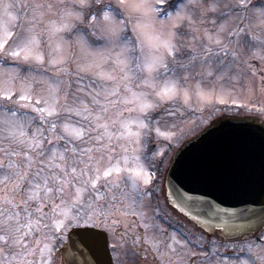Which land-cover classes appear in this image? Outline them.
<instances>
[{
    "label": "snow or ice",
    "instance_id": "1",
    "mask_svg": "<svg viewBox=\"0 0 264 264\" xmlns=\"http://www.w3.org/2000/svg\"><path fill=\"white\" fill-rule=\"evenodd\" d=\"M257 120L264 0H0V264H264Z\"/></svg>",
    "mask_w": 264,
    "mask_h": 264
},
{
    "label": "water",
    "instance_id": "2",
    "mask_svg": "<svg viewBox=\"0 0 264 264\" xmlns=\"http://www.w3.org/2000/svg\"><path fill=\"white\" fill-rule=\"evenodd\" d=\"M248 123L249 121L246 118H240L239 120L232 121V119L229 117V123ZM259 127H260V122L256 121L255 127L251 130H231L228 129V125L225 124L222 126V130H226L229 135L233 136H240L246 139L252 146L253 150V155H252V164L254 165L255 168V178L258 180L259 178V164H260V154H261V146L262 142H264V139H262L261 133L259 132ZM220 133H213L211 134L213 137L219 135ZM201 150V146H193V148L185 154L183 159H187L188 157H191L192 155L198 153ZM179 175V172L177 173ZM183 179V177H181ZM185 188V191H191L194 187H201L199 185H193L191 183L185 182L182 185ZM193 194H199L202 195L203 193H193ZM175 209V208H174ZM177 212H179L178 209H175ZM180 213V212H179ZM181 215L184 216L183 213H180ZM185 217V216H184ZM187 218V217H186ZM188 219V218H187Z\"/></svg>",
    "mask_w": 264,
    "mask_h": 264
},
{
    "label": "flooded vegetation",
    "instance_id": "3",
    "mask_svg": "<svg viewBox=\"0 0 264 264\" xmlns=\"http://www.w3.org/2000/svg\"><path fill=\"white\" fill-rule=\"evenodd\" d=\"M172 211H173V215L174 216H176L178 219H181V220H183L184 221V223H188V220L187 219H185V218H183V217H181L174 209H172Z\"/></svg>",
    "mask_w": 264,
    "mask_h": 264
}]
</instances>
